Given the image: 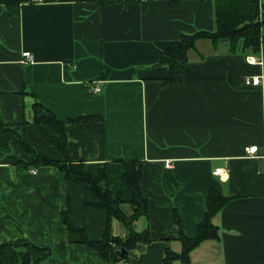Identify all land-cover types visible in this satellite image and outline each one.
I'll list each match as a JSON object with an SVG mask.
<instances>
[{
    "label": "crops",
    "instance_id": "1",
    "mask_svg": "<svg viewBox=\"0 0 264 264\" xmlns=\"http://www.w3.org/2000/svg\"><path fill=\"white\" fill-rule=\"evenodd\" d=\"M214 6L215 0H184L179 7L168 0L0 4V111L6 122L56 159L62 156L33 124L35 96L25 90L61 120L102 116L70 126L68 151L93 175L108 162L114 197L131 198L120 159L144 164L140 186L149 200L152 242L120 264H163L165 248L181 246V227L186 236L197 234L211 189L232 199L215 219L220 238L194 249L191 264H264V16L260 54L246 52L241 42L232 50L229 39H199L181 85L163 84L168 70L157 63L182 33L215 30ZM254 75H263L262 83L247 84ZM93 83L102 90L95 93ZM15 138L0 133V243L26 238L48 246L52 255L42 264H109L78 243L59 217L71 202L72 221L101 239L106 211L85 203L95 194L53 167L17 173L10 159L21 154ZM252 145H259L256 155L245 152ZM217 167L228 174H214Z\"/></svg>",
    "mask_w": 264,
    "mask_h": 264
},
{
    "label": "trees",
    "instance_id": "2",
    "mask_svg": "<svg viewBox=\"0 0 264 264\" xmlns=\"http://www.w3.org/2000/svg\"><path fill=\"white\" fill-rule=\"evenodd\" d=\"M33 0H0L4 5H22ZM102 4L120 0H99ZM137 1V0H133ZM140 1V0H139ZM173 7H179L184 0H168ZM215 30H197L194 33H182L179 40L172 42L161 54L157 62L168 70L167 76L162 79L163 84L181 85L184 78L185 65L189 61V51L196 47L199 39L212 40L214 43L229 39L231 49L235 50L241 42V47L248 53L260 54L262 45V27L264 9L261 10L259 0H215ZM35 96L33 109V124L40 127L43 138L58 152L61 158H50L41 153L38 147L31 146L24 132L14 129L4 119L0 111V133H14L15 142L21 149V154L10 155L12 166L17 173L28 172L29 169H39L42 166L53 167L65 174L70 179L75 176L77 182L86 184L95 194L94 202L85 201L86 206L106 211V225L101 239H92L84 228L77 226L70 217L71 202L66 209L60 212L61 222L66 226L69 233H76L79 236L78 243L92 248L109 264L127 262L131 254L142 251L146 245L152 242L150 228H148L149 200L143 196L140 183L144 174V164L136 159H120L125 166L124 181L130 188L131 198L124 200L122 194L113 196L112 188L109 186L110 172L109 163L100 164L98 174L93 175L86 171L83 161H76L70 157L68 151V133L70 126L75 123H94L102 121L103 117L98 115H83L78 118H71L69 121L61 120L47 107L33 92ZM49 127L52 133L46 130ZM25 124H23V130ZM232 197L221 193L217 189H211L208 195L205 218L198 224L197 234L193 237L186 236L182 229V222L179 214L174 211L179 224L180 235L177 242L180 248L177 250L167 246L163 255V264H191V252L209 240L220 238V226L215 222L219 211L227 206ZM142 221V222H141ZM147 221V223H146ZM119 222L124 229L123 233H116L114 224ZM143 225L142 230L137 225ZM128 251L121 256L122 247ZM52 255L51 248L39 246L26 238H18L15 242L0 243V264H42ZM61 264H69L62 262Z\"/></svg>",
    "mask_w": 264,
    "mask_h": 264
},
{
    "label": "built area",
    "instance_id": "3",
    "mask_svg": "<svg viewBox=\"0 0 264 264\" xmlns=\"http://www.w3.org/2000/svg\"><path fill=\"white\" fill-rule=\"evenodd\" d=\"M39 1H42V0H39ZM259 6H260V9L263 10L264 9V0H259ZM25 57L28 59V60H31L33 58V55L30 51H26L24 52ZM249 60L250 61H254L255 60V57H249ZM262 79H263V75H254V77H248L245 82L247 84H252V85H258L260 83H262ZM91 87L93 88V91L95 93L97 92H100L102 90V88L98 85V84H92ZM259 150V145H252V146H245V152L246 153H249L251 155H256L257 152ZM172 164V161H168L167 162V166H171ZM228 169L226 168H222V167H217L215 168V173L214 174H218L222 177H225L227 174H228Z\"/></svg>",
    "mask_w": 264,
    "mask_h": 264
},
{
    "label": "rangeland",
    "instance_id": "4",
    "mask_svg": "<svg viewBox=\"0 0 264 264\" xmlns=\"http://www.w3.org/2000/svg\"><path fill=\"white\" fill-rule=\"evenodd\" d=\"M141 222H142V221H141ZM118 225H119V226H118ZM142 228H143V225H142L141 223H139V224L137 225V229H138V230H142ZM115 229H116V230H115ZM114 230L116 231V233H120V232L124 231L123 226H122L119 222H116V223L114 224ZM120 234H121V233H120ZM133 256H135V252H134L133 254H131L130 258L133 257ZM118 264H120V263H118Z\"/></svg>",
    "mask_w": 264,
    "mask_h": 264
},
{
    "label": "water",
    "instance_id": "5",
    "mask_svg": "<svg viewBox=\"0 0 264 264\" xmlns=\"http://www.w3.org/2000/svg\"><path fill=\"white\" fill-rule=\"evenodd\" d=\"M128 251L125 249V246L122 247L121 256L123 257Z\"/></svg>",
    "mask_w": 264,
    "mask_h": 264
}]
</instances>
